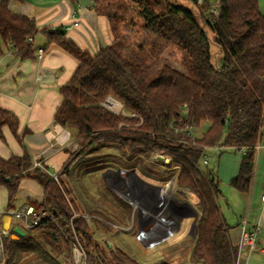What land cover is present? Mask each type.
<instances>
[{
	"label": "trees",
	"instance_id": "16d2710c",
	"mask_svg": "<svg viewBox=\"0 0 264 264\" xmlns=\"http://www.w3.org/2000/svg\"><path fill=\"white\" fill-rule=\"evenodd\" d=\"M10 1L0 0V42L10 43L21 59L33 58V38L39 32L36 23L12 12ZM112 1L93 0V11L109 19L114 35L113 44L95 56L66 39L64 32L46 33L49 44L60 46L79 62L69 83L60 89L63 101L55 121L71 132L80 154L108 149L124 155L170 157L179 168L176 186L192 192L199 206L190 262L236 264L238 250L230 242V227L219 205L222 194L216 168L205 171L201 164L205 165L204 155L216 145L223 147L221 153L245 148L239 174L230 185L249 192L264 112V14L259 0H218L219 15L207 2L197 5L196 0H189L193 8L173 0ZM129 26H137L142 35L123 29ZM154 47L159 52L162 47L179 49L186 72L170 62V58L175 61L170 50L171 54L162 52L164 58L159 61L161 53ZM108 96L123 104L127 116L101 105ZM122 123L136 127L127 129ZM203 123L208 125L206 131L195 137L193 129ZM3 125L18 138L16 116L0 109V138ZM32 166L28 153L0 157V186L7 190L8 204L17 197L22 180L36 181L44 191L45 204L33 207L49 214L37 227L44 237L55 244L61 239L78 240L86 264H111L101 254L86 216L79 215L75 203L68 200L67 190L45 170ZM177 193L181 194L176 192V197ZM92 219L98 228L100 224L111 229V222ZM24 231L26 235L18 240L11 238L12 231L5 237L8 264H17L24 252L42 250L29 230ZM115 253L113 264H137L123 251Z\"/></svg>",
	"mask_w": 264,
	"mask_h": 264
},
{
	"label": "crops",
	"instance_id": "0c3cea01",
	"mask_svg": "<svg viewBox=\"0 0 264 264\" xmlns=\"http://www.w3.org/2000/svg\"><path fill=\"white\" fill-rule=\"evenodd\" d=\"M206 2L218 3V0ZM92 5L93 0L9 2V9L33 19L39 32L33 38V58L21 59L10 43L0 42V109L9 111L18 120V138L7 125L1 128V158L28 153L33 162L38 160L43 164L49 175L64 171L77 143L68 129L56 123L55 113L63 101L60 89L69 83L79 62L60 46L49 44L46 33L64 32L66 39L80 49L97 55L113 44L114 35L109 19L97 15ZM259 8L264 14L262 0ZM75 22H78L77 26ZM41 49L44 52L39 57L38 50ZM242 157L238 159L223 152L218 157L216 173L222 194L219 205L230 227V242L238 250L236 264H264V253L251 251L249 245L242 243L245 233L258 228V247L264 248V203L261 200L264 190V148L256 150L252 182L246 193L230 185L231 180L239 174ZM39 197L44 200L42 187L32 179H24L10 205L7 190L0 186V228H3L2 218L8 212L33 207L34 202L41 201ZM15 202L19 205L16 209Z\"/></svg>",
	"mask_w": 264,
	"mask_h": 264
},
{
	"label": "rangeland",
	"instance_id": "374dc122",
	"mask_svg": "<svg viewBox=\"0 0 264 264\" xmlns=\"http://www.w3.org/2000/svg\"><path fill=\"white\" fill-rule=\"evenodd\" d=\"M173 1L186 7H195L189 0ZM262 1L264 2V0ZM119 2H121V0L112 1L113 4ZM136 27L137 26H129L124 27L123 29L132 35L139 37L142 35L141 29L139 28L140 30L138 33L136 31L138 29L135 30ZM211 35L212 34L210 33V36ZM138 39L141 41L140 38ZM154 48L156 49V52H159L158 50L160 49H157V47ZM211 48L214 52L217 50L213 45ZM163 49L164 48L162 47L159 52L161 54L158 60L161 61L162 57L164 58L162 52L165 54H171L172 52L175 61L170 58V62L179 71L186 72V69H184L185 65L182 61L183 54L181 51L177 48H170L169 50L171 52L167 49ZM169 60L167 59V61ZM155 62L156 58H153L152 63ZM120 126H124L127 129L136 127V125L130 123H122ZM207 126L206 123H203L199 128L193 129V135L195 137H201L206 131ZM75 142L77 143L76 148L71 154L68 164L65 166L62 174L57 175L58 180H55V182L63 191L67 190L68 200L73 201L77 210L82 213L79 215H88L87 219H90L89 225L92 230L93 238L98 242L101 254L105 259L113 264L112 253L119 250L123 251L126 256L137 264H158L164 261L167 263L169 262V264H193L190 262L191 260L189 258V251L193 247V236L190 231H188L187 234L182 232L183 235L178 238V240L172 242V244H161L157 247L147 248L146 245H144L142 238L139 236L140 228L137 223V216H135L136 214L134 215L133 207L129 202L125 201L117 191L110 187V175L114 174V172L118 171L120 168L131 172L136 171L147 178H153L167 183L172 180L179 171L178 167L173 166L172 159L160 153L151 154V156L124 155L118 151L108 149L101 150L97 154L89 156L85 153L80 154V145L77 141ZM223 153L229 156H236L238 159L243 156V153L239 150L226 149ZM220 154L221 152L217 151L214 156H212L213 160L211 159L207 166L201 164V168L205 171H212L217 168L218 157ZM158 155H161L164 158L160 160V158L157 157ZM208 155H210V152ZM178 191L183 194L181 195L177 193L178 199L181 202H188L198 212L199 206L195 195L186 190L178 189ZM39 198L40 199L38 200L41 201L34 202L36 208L41 204H45V200H42V197ZM47 205L48 204H46V208L49 209ZM18 207L19 205L15 202L14 208L16 209ZM93 217L103 223H108L109 225V222H111V229L108 230L101 227L99 224V228L101 227L99 230L92 219ZM115 221H118L119 225L116 224L117 222ZM12 223L17 226H22L21 221L14 218ZM194 231L196 232V227ZM29 232L42 250L24 252L21 255L22 257L17 260V264L68 263L73 241L67 243L61 239L59 244H55L53 241L44 237L42 231L38 228L31 229ZM11 238L13 240H18L13 234L11 235ZM6 264H8V253H6Z\"/></svg>",
	"mask_w": 264,
	"mask_h": 264
},
{
	"label": "built area",
	"instance_id": "2783aa9c",
	"mask_svg": "<svg viewBox=\"0 0 264 264\" xmlns=\"http://www.w3.org/2000/svg\"><path fill=\"white\" fill-rule=\"evenodd\" d=\"M205 2L206 0L195 1L197 5H202ZM209 7L215 15H219V1L218 3H210ZM74 25L77 26L78 22H75ZM29 41H32V39H29ZM43 52L42 49L38 50V56H42ZM101 105L110 112L127 116L123 104L112 96H108ZM260 131L261 139L255 148L256 150L264 148V112ZM189 133H191V130H189ZM220 149H223V147L219 145L209 148L210 151L204 155L203 163L208 165L213 158L212 156ZM239 151L245 153L246 149L241 148ZM209 152L210 155H208ZM32 167L45 170L43 164L38 160L33 162ZM130 172L123 168L114 172L109 177L111 180L110 187L133 207L140 228L139 236L147 248L157 247L161 244H172L183 235L182 232L187 234L188 231H192L194 219H192L191 212L184 209L182 203L185 202H181L176 197L178 187L175 185L178 174L167 182L169 187L165 188L163 186L166 183L163 181L147 178L140 173H138L139 176H134ZM50 176L54 180H58L57 174H51ZM152 182L155 184H152ZM261 200L264 203V190L261 194ZM7 215H10L12 219L21 221L22 226L19 227L23 230L37 228L45 219L49 218L46 211H37L32 206L18 211H10ZM87 221L89 223L90 219H87ZM196 226H194L193 231ZM258 232L259 229L256 228L251 233H245L242 243L249 245L251 251L264 253V248L258 247L256 237ZM9 235L10 230L0 228V264H6L5 237ZM67 264H86V254L78 240L73 242L72 257Z\"/></svg>",
	"mask_w": 264,
	"mask_h": 264
},
{
	"label": "water",
	"instance_id": "95a60500",
	"mask_svg": "<svg viewBox=\"0 0 264 264\" xmlns=\"http://www.w3.org/2000/svg\"><path fill=\"white\" fill-rule=\"evenodd\" d=\"M157 157L160 158V160L164 158L161 155H158ZM104 177H105V174H104ZM212 178L214 177L212 176ZM182 207L184 209H188L191 212L192 216L194 217V223H193V228H194V226L197 225L198 212L188 202L182 203ZM2 222H3V228L12 231L13 236H15L16 239H19L20 236L26 235V232L23 229H21L19 226L12 225V217L10 215H5L2 218ZM193 228L191 231L192 236L195 235V231H193Z\"/></svg>",
	"mask_w": 264,
	"mask_h": 264
},
{
	"label": "bare ground",
	"instance_id": "6f19581e",
	"mask_svg": "<svg viewBox=\"0 0 264 264\" xmlns=\"http://www.w3.org/2000/svg\"><path fill=\"white\" fill-rule=\"evenodd\" d=\"M130 174H133L134 176H139V174L136 172V171H134V172H130ZM152 184H155L154 182H152ZM163 187H165V188H167V187H169V184H164V186ZM191 216H192V214H191ZM192 219H193V216H192Z\"/></svg>",
	"mask_w": 264,
	"mask_h": 264
}]
</instances>
